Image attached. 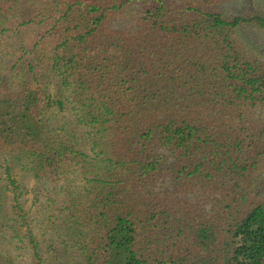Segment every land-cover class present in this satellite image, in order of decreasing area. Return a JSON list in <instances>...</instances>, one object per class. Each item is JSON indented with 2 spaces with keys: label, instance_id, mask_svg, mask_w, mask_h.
<instances>
[{
  "label": "trees",
  "instance_id": "trees-1",
  "mask_svg": "<svg viewBox=\"0 0 264 264\" xmlns=\"http://www.w3.org/2000/svg\"><path fill=\"white\" fill-rule=\"evenodd\" d=\"M224 1L37 0L59 16L51 55L0 93V226L12 188L33 264L17 168L59 178L53 225L80 264H264V61L238 36L264 15L228 18ZM132 3L135 26L115 29Z\"/></svg>",
  "mask_w": 264,
  "mask_h": 264
},
{
  "label": "rangeland",
  "instance_id": "rangeland-1",
  "mask_svg": "<svg viewBox=\"0 0 264 264\" xmlns=\"http://www.w3.org/2000/svg\"><path fill=\"white\" fill-rule=\"evenodd\" d=\"M36 2L37 0H0V30H7L4 34H0V93L6 92L5 90L9 87L17 86L25 74L24 63L33 62L32 59L42 55L48 57L51 55L50 51L54 42L50 40L52 34L49 29L56 24L55 20L59 16L56 9L50 18H47V15H50L48 11L45 17L41 16V9L46 11L48 8L41 7ZM14 7H16V11L12 12L11 9ZM215 9L228 18L247 14L264 15V0H225L215 5ZM143 12L144 8L140 4L132 3L116 17L113 27L115 29H130L135 26L138 15ZM26 19H33V21L27 26L21 25ZM44 36H46L45 39H43ZM238 36L240 42L254 56L264 61V30L262 28L255 24L243 26L239 29ZM36 43L39 48L34 50ZM32 50L33 54H26V51ZM24 56L25 58L22 59ZM37 64H35L36 73L42 74L43 69L46 70L45 75H47L48 81L52 80L49 91L56 94L59 89L55 86V75L51 71L47 58L43 61V69H38ZM14 65H17L18 69H14ZM66 116H68L67 113ZM59 118L61 119L60 115ZM13 175L19 186V200L38 241L44 264H80L78 254L73 252L72 247L65 245L66 237L62 233L63 231H58L53 225V223L59 224L62 205L66 199L60 190L59 178L52 177L48 171L43 172L41 178H36L29 170L20 168L14 170ZM1 176L0 182L2 183L4 175ZM7 195L8 197L3 199L2 203L4 215L0 227L2 233L6 235V241H1L0 264H6L8 261H13V264H33L30 248L26 247V244H29L28 240L24 239L27 228L21 226L22 220L14 222V217L11 214L15 197L12 188ZM254 200L264 204V174L261 187ZM16 224L17 227H21L19 233L21 237H15L12 232V226Z\"/></svg>",
  "mask_w": 264,
  "mask_h": 264
}]
</instances>
